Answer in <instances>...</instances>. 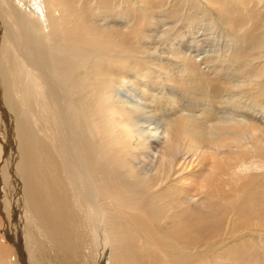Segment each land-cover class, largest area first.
Segmentation results:
<instances>
[{
  "label": "bare ground",
  "instance_id": "1",
  "mask_svg": "<svg viewBox=\"0 0 264 264\" xmlns=\"http://www.w3.org/2000/svg\"><path fill=\"white\" fill-rule=\"evenodd\" d=\"M0 264H264V0H0Z\"/></svg>",
  "mask_w": 264,
  "mask_h": 264
}]
</instances>
